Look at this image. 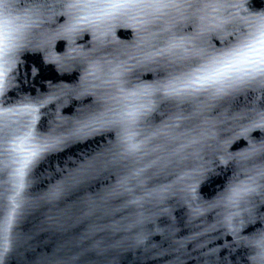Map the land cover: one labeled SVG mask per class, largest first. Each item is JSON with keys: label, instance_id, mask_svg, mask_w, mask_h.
Instances as JSON below:
<instances>
[{"label": "water", "instance_id": "95a60500", "mask_svg": "<svg viewBox=\"0 0 264 264\" xmlns=\"http://www.w3.org/2000/svg\"><path fill=\"white\" fill-rule=\"evenodd\" d=\"M14 2L20 12L37 4L48 6L34 29L43 33L47 44L22 52L19 66L20 94H60L56 104L41 109L44 127L38 123V131H46L48 122L53 128L59 124L61 129H71L90 108L97 107L95 97L87 93L103 90L91 88L95 81L85 77L87 65L80 59V53L91 59H110L119 55L133 67L129 75L137 84H152L159 78L156 64H138L130 59L138 54L137 45L146 35L138 31L140 25L136 21L121 18L112 21L110 28L104 26L100 30L75 32L69 31L72 20L69 10L64 7L71 0ZM239 2L250 15L264 12V0ZM192 11L188 10L186 14L190 15ZM165 19L178 21L177 31L181 34L195 35L200 31L198 19L182 20L175 11ZM231 31L229 25L218 34L204 33L203 39L219 48L220 39H234L228 35ZM53 56L60 57V62H49ZM33 68L39 69L38 74L33 75ZM9 96L16 99L17 91H10ZM156 99V111L146 117L152 126L168 122L175 111L171 102ZM253 108L264 110V87L258 84L243 89L230 106L210 109L185 121L184 126L195 127L196 132L208 129V135L199 146V158L189 157L180 167H171L157 176H153L157 169H149L143 188H137L135 183L128 184L126 178L134 168L144 166L154 157H146L139 163L131 159H114L116 129L69 138L59 150L45 155L31 174L33 183L28 189V203L20 210L10 251L0 256V264H254L252 249L236 243L229 229L218 224L222 216L217 213L221 210L194 217L192 202L184 191L187 184L196 183L199 203L212 200L238 170L237 154L249 151L253 145L264 144V130L253 128L250 122L254 113L249 110ZM245 111L249 118H234ZM245 129L249 130L245 132ZM230 154L232 158H229ZM254 163L264 165V154L257 156ZM201 165L209 171L204 176H197L195 169ZM185 173V181L177 182L176 176ZM69 177H75L79 182ZM6 179L7 175L0 173V205L6 203ZM61 183L64 191L58 199L45 198V193ZM125 184L134 188L133 195L124 192ZM164 185L171 187L165 191ZM145 190L153 191L154 195L147 196ZM133 198L140 200V204L129 203ZM250 207L251 214L241 211L236 221L241 236L264 230V199L254 196ZM3 215L0 207V218ZM240 219L245 222L242 227ZM250 220L254 222L249 223ZM210 224H217V231L210 234L213 239L208 247L193 251L188 244L189 255L181 256L177 261L180 254L176 249L187 243L186 238L191 233ZM96 244H99L98 251L89 250ZM2 247L0 238V249ZM211 247L218 248V253L211 257L203 255ZM162 249L167 250L168 255L156 256ZM76 257L79 258L74 259Z\"/></svg>", "mask_w": 264, "mask_h": 264}, {"label": "snow or ice", "instance_id": "6c2138e0", "mask_svg": "<svg viewBox=\"0 0 264 264\" xmlns=\"http://www.w3.org/2000/svg\"><path fill=\"white\" fill-rule=\"evenodd\" d=\"M47 7L37 4L20 12L14 0H0V173L7 175L4 183L8 185L6 203L0 205L4 211L0 218V238L3 240L0 256L10 251L20 210L28 203V189L33 183L30 177L35 167L69 138L116 129L114 159H131L139 163L146 157H154L144 166L134 168L126 178L128 184L135 183L137 188H143L149 169H157L153 173L157 176L171 167H180L189 157L199 158V146L208 135V129L196 132L195 127L184 126L185 121H191L207 110L230 106L245 88L257 84L264 87V12L250 15L239 0H71L64 5L72 20L69 31L110 28L112 21L121 18L136 21L140 25L138 31L146 35L137 45L138 54L130 59L138 64H156L159 78L152 84H137L129 75L133 67L119 55L110 59H91L80 53V59L87 65L85 77L95 81L91 88L103 90L87 93L95 97L97 107L90 108L71 129H61L59 124L53 128L48 122L46 131H38V123L44 127L41 109L56 104L60 94H20L19 66L22 52L47 44L43 33L34 31ZM188 10H193L190 15L186 14ZM173 11L182 20L198 19L200 31L195 35L178 32V21L165 19ZM229 25L232 31L228 35L234 39H220L221 47L203 39L204 33L218 34ZM49 62L59 63L60 57L53 56ZM32 71L36 75L39 69ZM12 90L17 91L14 100L9 96ZM156 97L161 102H171L175 111L168 122L152 126L146 117L156 111ZM249 111L254 113L250 120L252 127L264 130V110L253 108ZM234 118H249L248 112H240ZM261 154H264V144L253 145L249 151L238 153V170L210 201L199 203L196 183L187 184L184 189L192 202L194 217L221 210L217 213L222 216L218 224L229 229L236 243L252 249L254 264H264V230L241 236L236 221L241 211L251 214L254 196L264 199V165L254 163ZM229 158H232L231 154ZM249 162H252L251 166H248ZM208 171L204 165L195 169L197 176H204ZM186 177L187 173L178 174L176 180L184 182ZM68 179L79 182L75 177ZM162 187L166 191L171 185ZM63 191V183L57 184L45 193V198L58 199ZM145 191L149 197L154 195L151 190ZM124 192L133 195L134 188L125 184ZM129 203L140 204V200L133 198ZM252 222L254 220L249 221ZM244 223L243 219L239 220L241 227ZM216 231L217 224H210L191 233L186 238L187 243L176 249L180 254L177 261L181 256L189 255L188 244L193 251L208 247L213 239L210 234ZM89 250L98 251L99 244ZM217 253L218 248L211 247L203 255L211 257ZM155 255L166 256L168 252L162 249Z\"/></svg>", "mask_w": 264, "mask_h": 264}]
</instances>
